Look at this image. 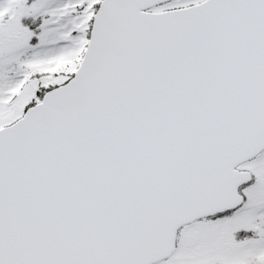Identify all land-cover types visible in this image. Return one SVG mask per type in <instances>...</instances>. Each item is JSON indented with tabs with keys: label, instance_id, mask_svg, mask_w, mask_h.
Listing matches in <instances>:
<instances>
[{
	"label": "snow or ice",
	"instance_id": "obj_1",
	"mask_svg": "<svg viewBox=\"0 0 264 264\" xmlns=\"http://www.w3.org/2000/svg\"><path fill=\"white\" fill-rule=\"evenodd\" d=\"M0 264H264V0H0Z\"/></svg>",
	"mask_w": 264,
	"mask_h": 264
}]
</instances>
